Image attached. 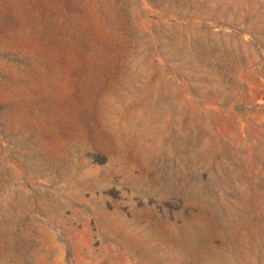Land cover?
<instances>
[{
  "label": "rangeland",
  "instance_id": "1",
  "mask_svg": "<svg viewBox=\"0 0 264 264\" xmlns=\"http://www.w3.org/2000/svg\"><path fill=\"white\" fill-rule=\"evenodd\" d=\"M0 264H264V0H0Z\"/></svg>",
  "mask_w": 264,
  "mask_h": 264
}]
</instances>
